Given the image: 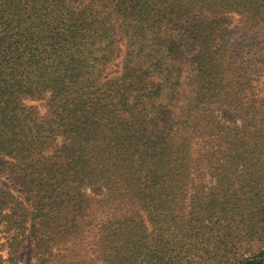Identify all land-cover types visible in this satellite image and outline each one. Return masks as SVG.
<instances>
[{
    "label": "trees",
    "instance_id": "trees-1",
    "mask_svg": "<svg viewBox=\"0 0 264 264\" xmlns=\"http://www.w3.org/2000/svg\"><path fill=\"white\" fill-rule=\"evenodd\" d=\"M261 29L264 0H0V264H264Z\"/></svg>",
    "mask_w": 264,
    "mask_h": 264
},
{
    "label": "rangeland",
    "instance_id": "rangeland-1",
    "mask_svg": "<svg viewBox=\"0 0 264 264\" xmlns=\"http://www.w3.org/2000/svg\"><path fill=\"white\" fill-rule=\"evenodd\" d=\"M260 32L262 33L261 35H259V38L261 39V47L264 50V29H261ZM118 66H115L114 64H112L111 68H108L106 71H108L109 69H111L110 71H114L117 69ZM35 105H38V108L40 109V112H43V106L44 102L43 101H38V102H33ZM0 187L1 188H5L8 189V183L7 181H5L4 179L0 178ZM29 252L30 249L29 247L25 246L24 250L21 252V256H22V263L23 264H32V261L30 260V256H29Z\"/></svg>",
    "mask_w": 264,
    "mask_h": 264
}]
</instances>
